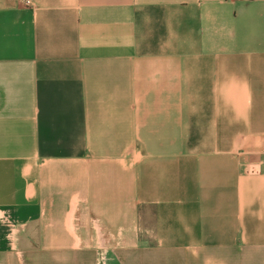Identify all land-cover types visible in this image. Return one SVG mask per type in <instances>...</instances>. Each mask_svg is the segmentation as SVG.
Masks as SVG:
<instances>
[{
    "label": "crops",
    "instance_id": "0c3cea01",
    "mask_svg": "<svg viewBox=\"0 0 264 264\" xmlns=\"http://www.w3.org/2000/svg\"><path fill=\"white\" fill-rule=\"evenodd\" d=\"M0 0V264H264V0Z\"/></svg>",
    "mask_w": 264,
    "mask_h": 264
},
{
    "label": "built area",
    "instance_id": "2783aa9c",
    "mask_svg": "<svg viewBox=\"0 0 264 264\" xmlns=\"http://www.w3.org/2000/svg\"><path fill=\"white\" fill-rule=\"evenodd\" d=\"M26 5H28V6H31L32 5V2H31V0H22ZM0 221L2 222V223H5V224H8L9 226H12V224H11V222H10V220H9V218L5 215V214H0Z\"/></svg>",
    "mask_w": 264,
    "mask_h": 264
}]
</instances>
